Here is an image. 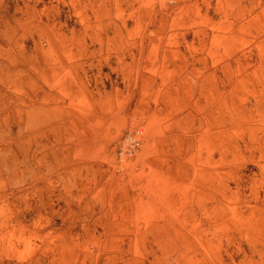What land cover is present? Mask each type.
Instances as JSON below:
<instances>
[{
  "label": "rangeland",
  "instance_id": "1",
  "mask_svg": "<svg viewBox=\"0 0 264 264\" xmlns=\"http://www.w3.org/2000/svg\"><path fill=\"white\" fill-rule=\"evenodd\" d=\"M0 264H264V0H0Z\"/></svg>",
  "mask_w": 264,
  "mask_h": 264
},
{
  "label": "built area",
  "instance_id": "2",
  "mask_svg": "<svg viewBox=\"0 0 264 264\" xmlns=\"http://www.w3.org/2000/svg\"><path fill=\"white\" fill-rule=\"evenodd\" d=\"M139 131L126 132L117 143L116 155L120 160L131 158L141 145V140L138 136Z\"/></svg>",
  "mask_w": 264,
  "mask_h": 264
}]
</instances>
